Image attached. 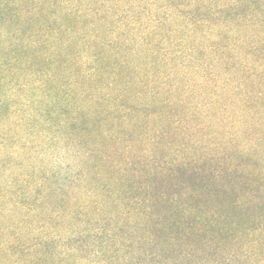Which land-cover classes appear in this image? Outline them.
Listing matches in <instances>:
<instances>
[{"label": "trees", "instance_id": "trees-1", "mask_svg": "<svg viewBox=\"0 0 264 264\" xmlns=\"http://www.w3.org/2000/svg\"><path fill=\"white\" fill-rule=\"evenodd\" d=\"M0 149V264H264V0H0Z\"/></svg>", "mask_w": 264, "mask_h": 264}, {"label": "rangeland", "instance_id": "rangeland-1", "mask_svg": "<svg viewBox=\"0 0 264 264\" xmlns=\"http://www.w3.org/2000/svg\"><path fill=\"white\" fill-rule=\"evenodd\" d=\"M28 109H30V108L28 107L27 110ZM23 114L26 116V114H29V112L26 111ZM25 118L26 117H23V119H25ZM39 135L44 136L43 132H41V131L39 132ZM19 137H21V135ZM27 138H28V136H27ZM35 143H37V148H36V150L32 151L33 155H31L32 157H30V159H28L27 150H24L23 147H20L18 145V143L14 140L10 141V143L8 144L7 150L11 151V152L15 151V152H13V155H12L13 158L16 159L19 156L21 158V160H23L27 163L29 169L32 168L33 174H36V172L38 170L41 172L47 171V169L51 168L52 165H59L60 164L63 168L68 162H70V159L62 158L64 149H63V147L60 146V144L58 142H55V140H51V139L48 140L46 143V146H42V140L37 141V140L33 139V144H35ZM45 147H46V149H45ZM1 151L2 150L0 149V152Z\"/></svg>", "mask_w": 264, "mask_h": 264}]
</instances>
